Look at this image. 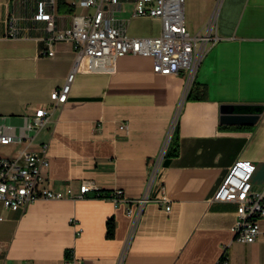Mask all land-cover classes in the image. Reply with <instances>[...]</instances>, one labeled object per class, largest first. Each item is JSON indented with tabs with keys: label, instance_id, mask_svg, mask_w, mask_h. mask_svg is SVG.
Returning <instances> with one entry per match:
<instances>
[{
	"label": "crops",
	"instance_id": "obj_1",
	"mask_svg": "<svg viewBox=\"0 0 264 264\" xmlns=\"http://www.w3.org/2000/svg\"><path fill=\"white\" fill-rule=\"evenodd\" d=\"M42 1L60 29L85 11L79 0H0V128L21 138L0 144V156L48 144L45 185L79 194L86 180L98 190L38 199L22 211L0 202V264H67L73 257L75 264H264V237L237 240V204L216 199L238 161L251 164L253 188L264 190V112L255 125L221 122L222 106H264V0L222 1L219 40L194 78L196 87L206 86L205 98L185 95V71L162 74L152 58L127 55L83 60L64 103L51 94L65 83L77 52L63 40L54 55L44 53L47 22L35 18ZM217 3L186 0L189 32L202 29ZM135 8L136 0H123L109 13L126 21L130 37L160 35L161 18L137 16ZM42 106L50 110L48 120L31 128ZM171 126L179 154L165 158L152 191L168 201L148 202L133 226L127 201L116 204L109 195L117 188L127 199L143 194L150 161Z\"/></svg>",
	"mask_w": 264,
	"mask_h": 264
},
{
	"label": "built area",
	"instance_id": "obj_2",
	"mask_svg": "<svg viewBox=\"0 0 264 264\" xmlns=\"http://www.w3.org/2000/svg\"><path fill=\"white\" fill-rule=\"evenodd\" d=\"M185 2L186 0H136L135 15L159 17L162 20L161 34L151 37L128 36L126 21H118L109 13L111 6H122L123 0H79L78 3L85 11L73 17L71 26L62 29L57 28L54 11H47L45 1L40 2L35 18L47 22L44 53L54 55L55 44L63 40L72 42L77 52L74 67L65 83L53 90L51 98L56 103L68 100L78 67L83 60L90 58L114 62L127 55L152 58L154 71L162 74L185 71L187 84L184 93L187 95L199 64L219 39V23L217 7L200 31L190 33L186 26ZM91 8H94L93 11ZM16 29L11 25L10 33L14 34ZM49 113L50 110L44 106L38 108L29 126L39 129L47 122ZM175 122L173 120V127ZM172 126L159 154L150 161L143 194L136 199H127L124 190L117 188L109 195L116 204L127 201L128 213L134 218L133 226L140 219L148 202L154 200L165 204L168 201L165 193L153 198L152 191L166 158ZM121 128H125V125ZM16 140L21 138L6 134L0 128V144H10ZM48 166V144H42L38 151L23 149L13 158L0 156V202L4 207L22 211L38 199L84 197L89 192L98 190L93 182L86 180L82 183L79 194H74L70 187L54 189L45 185L44 171ZM251 167L246 161L234 164L216 194L219 201L237 204L238 217L233 227L235 237L247 243L264 237V190L253 188ZM170 208L167 205V209ZM75 263V257L67 262ZM220 263L228 264L226 259Z\"/></svg>",
	"mask_w": 264,
	"mask_h": 264
},
{
	"label": "water",
	"instance_id": "obj_3",
	"mask_svg": "<svg viewBox=\"0 0 264 264\" xmlns=\"http://www.w3.org/2000/svg\"><path fill=\"white\" fill-rule=\"evenodd\" d=\"M263 112V105L222 106L221 122L224 124L255 125Z\"/></svg>",
	"mask_w": 264,
	"mask_h": 264
},
{
	"label": "trees",
	"instance_id": "obj_4",
	"mask_svg": "<svg viewBox=\"0 0 264 264\" xmlns=\"http://www.w3.org/2000/svg\"><path fill=\"white\" fill-rule=\"evenodd\" d=\"M205 93H206V86H198L196 87V82L195 80L192 82L189 93H188V98L189 99H203L205 98ZM179 154V140L178 136L173 135L172 140L170 142V145L168 147L167 153H166V158L175 156ZM116 232V221L114 217H110L107 220V236L112 238L115 236Z\"/></svg>",
	"mask_w": 264,
	"mask_h": 264
},
{
	"label": "bare ground",
	"instance_id": "obj_5",
	"mask_svg": "<svg viewBox=\"0 0 264 264\" xmlns=\"http://www.w3.org/2000/svg\"><path fill=\"white\" fill-rule=\"evenodd\" d=\"M220 1L221 0H218V3H217V5H216V7H215V9L218 7V19H219V10H220ZM186 3V2H185ZM80 5V4H79ZM214 9V10H215ZM214 12V11H213ZM212 15V14H211ZM218 23H219V21H218ZM187 26V25H186ZM218 28H219V26H218ZM189 31V30H188ZM191 33V32H190ZM219 35V34H218ZM219 40V39H218ZM204 59V58H203ZM202 62V61H201ZM201 64V63H200ZM200 64H199V66H200ZM181 72V71H180ZM186 84H187V82H186ZM186 88V87H185ZM171 138V137H170Z\"/></svg>",
	"mask_w": 264,
	"mask_h": 264
},
{
	"label": "rangeland",
	"instance_id": "obj_6",
	"mask_svg": "<svg viewBox=\"0 0 264 264\" xmlns=\"http://www.w3.org/2000/svg\"><path fill=\"white\" fill-rule=\"evenodd\" d=\"M222 1H223V0L220 1V3H219L220 5H221ZM138 27H140V26H139V24H137V23L134 24V25H131V28H134V29H135V28H138Z\"/></svg>",
	"mask_w": 264,
	"mask_h": 264
}]
</instances>
